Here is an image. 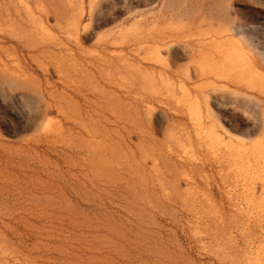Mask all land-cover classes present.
Returning <instances> with one entry per match:
<instances>
[{
    "label": "rangeland",
    "instance_id": "obj_1",
    "mask_svg": "<svg viewBox=\"0 0 264 264\" xmlns=\"http://www.w3.org/2000/svg\"><path fill=\"white\" fill-rule=\"evenodd\" d=\"M0 264H264V0H0Z\"/></svg>",
    "mask_w": 264,
    "mask_h": 264
}]
</instances>
